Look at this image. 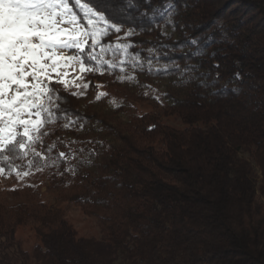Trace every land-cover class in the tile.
<instances>
[{"label":"trees","instance_id":"16d2710c","mask_svg":"<svg viewBox=\"0 0 264 264\" xmlns=\"http://www.w3.org/2000/svg\"><path fill=\"white\" fill-rule=\"evenodd\" d=\"M108 7L126 22L96 49L107 63L83 74V95L53 85L67 118L45 116L27 152L0 161L8 175L41 172L55 199L41 177L0 192V264H264V0ZM69 203L98 235L79 234Z\"/></svg>","mask_w":264,"mask_h":264},{"label":"snow or ice","instance_id":"6c2138e0","mask_svg":"<svg viewBox=\"0 0 264 264\" xmlns=\"http://www.w3.org/2000/svg\"><path fill=\"white\" fill-rule=\"evenodd\" d=\"M71 2L0 0V161H8L10 157L4 153L17 144L19 151L26 153L38 139L34 133H40L46 123L45 116L49 120H55L58 114L67 118L68 113L61 112L63 98L53 85H61L64 90L70 86L79 88L77 81L83 79V74L99 71L107 63L99 55L105 51L103 39L110 32L120 33L121 23L126 22L110 14L111 0H74L81 9L80 15L70 6ZM171 14L174 12L170 11ZM123 35L128 38L134 32L130 29ZM190 43L197 45L198 41L193 38ZM132 46L116 45L125 54ZM61 50H74L76 54L65 55ZM85 52L88 60L96 62L95 67L86 66ZM76 62L80 65V75L70 80L68 69ZM71 95L83 93L72 92ZM101 95L106 94L100 93L96 99ZM76 119H70L64 127L75 124ZM59 155L65 157L67 154L61 152ZM4 171L0 166V172ZM16 175L21 174L16 171Z\"/></svg>","mask_w":264,"mask_h":264},{"label":"rangeland","instance_id":"374dc122","mask_svg":"<svg viewBox=\"0 0 264 264\" xmlns=\"http://www.w3.org/2000/svg\"><path fill=\"white\" fill-rule=\"evenodd\" d=\"M65 26L68 27L67 25ZM61 51L65 55L76 54L74 50H61ZM79 66H80L79 63L76 62L73 68L68 69L70 80H74L76 76L80 75L78 71ZM61 71H63V69H61ZM77 83L80 85V87L77 88L75 86H71L73 88V91L78 93L84 92L86 89L85 87H83L84 83H79L78 81ZM20 131H22V129H20ZM34 135H36V133H34ZM27 177L33 180L41 177L43 184L41 185L40 188V194L43 200L49 202V204L51 205L55 200L54 194H52V192L47 191L46 184L48 181L47 179H45V176H43L41 172H37V174L34 175L33 177L30 174L27 175L21 174L20 176H17L16 174L8 175L5 174L4 172H0V192H7L13 186L22 184L25 178ZM257 195L259 197V192L257 193ZM260 199L261 201H263L262 198ZM62 205H63L62 207H63L64 217L67 218V220L77 228L79 234L87 235V236L99 234L98 226L94 216L88 214L87 212L81 210L78 206H75L71 203L62 204ZM17 233L23 239L26 248L30 250L29 247H31V245L35 241L33 233L31 231L27 232V230L23 227L18 228Z\"/></svg>","mask_w":264,"mask_h":264},{"label":"built area","instance_id":"2783aa9c","mask_svg":"<svg viewBox=\"0 0 264 264\" xmlns=\"http://www.w3.org/2000/svg\"><path fill=\"white\" fill-rule=\"evenodd\" d=\"M200 264H204V263H200Z\"/></svg>","mask_w":264,"mask_h":264}]
</instances>
